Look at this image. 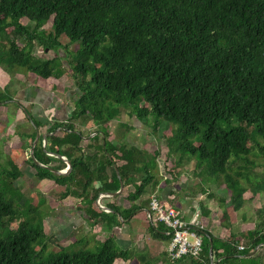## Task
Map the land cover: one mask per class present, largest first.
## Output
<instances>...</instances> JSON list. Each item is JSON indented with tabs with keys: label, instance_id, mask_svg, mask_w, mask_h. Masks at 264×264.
<instances>
[{
	"label": "trees",
	"instance_id": "16d2710c",
	"mask_svg": "<svg viewBox=\"0 0 264 264\" xmlns=\"http://www.w3.org/2000/svg\"><path fill=\"white\" fill-rule=\"evenodd\" d=\"M22 19L34 28L22 25ZM48 23L51 31L45 34L42 27ZM62 36L79 46L71 62L33 54L36 45L65 52L68 45L60 42ZM19 39L24 44L18 45ZM0 56L8 67L42 79L68 72L78 91L67 124L49 125L46 134H52L45 147L40 138L33 152L39 163L55 170L65 169V162L49 154L66 157L70 169L57 175L28 157L38 180L69 187L81 178L79 196L85 198L99 182L90 203L100 193H115L119 178L124 182L136 167L131 165V151L110 145L102 126L124 109L141 120L151 117L154 129L162 121L177 124L168 148L172 151L179 139L176 149L197 156L196 168L225 185L234 210L244 202L246 185L252 194L264 192V182L252 184L250 174L255 167L250 159L253 145L264 154V145L254 140L256 135L264 140V0H0ZM26 120L30 149L42 124L30 113ZM89 120L101 127V135L94 137L96 151L88 157L79 147L84 134L73 122ZM119 161L126 165L114 168ZM0 176V264H114L127 258L128 253L109 239L92 250L62 248L46 254L42 220L28 217L10 227L16 217L28 213L20 207L21 190L14 183L23 173L13 165L12 170L0 168ZM140 193L137 189L136 196ZM133 211L128 209L129 214ZM222 218L228 219L226 212ZM162 228L152 231L160 234ZM197 232L202 252L190 258L195 264H212L210 241L212 255L225 257L216 264L247 255L264 243L259 227L247 233L249 249L240 253L235 235L221 240L207 231Z\"/></svg>",
	"mask_w": 264,
	"mask_h": 264
},
{
	"label": "crops",
	"instance_id": "0c3cea01",
	"mask_svg": "<svg viewBox=\"0 0 264 264\" xmlns=\"http://www.w3.org/2000/svg\"><path fill=\"white\" fill-rule=\"evenodd\" d=\"M27 74L25 86L20 88L15 98L12 97L13 103L19 105L16 120L20 127L24 126L23 122L28 125L27 113L42 124L37 130L40 134H46V128L54 122L67 124L78 93L72 77H68L69 73L66 72L60 78L48 79L39 78L32 73ZM51 79L55 81H50ZM0 80H3L2 77ZM73 123V127L84 134L79 143L82 153L88 157L94 155L97 146L94 137L101 135V127L94 125L93 120ZM102 128L108 135L107 141L110 145L131 151V165H135L136 171L126 173L119 194L102 196L107 193H100L95 203H90V198L93 191L100 187L99 182H94L88 189V198L79 196L83 179L78 178L76 184L65 186V193L69 191L65 196L66 249L72 245L74 236L80 237V241L88 246L85 249L90 250L109 239L118 250L128 253L126 259H118L114 264H195L189 258L175 262L169 260L167 249L170 234L162 224L155 225L151 221L148 208L151 195H155L166 207L176 209L183 220L197 229L207 231L221 240L235 235L237 247L241 245L249 249L246 235L258 227L259 235L264 234V203L259 193L252 194L248 189L243 195L242 206L234 210L225 185L220 180L215 181L197 169L196 160L169 152L167 140L171 136L170 123L163 121L154 129L151 118L141 120L120 109L119 115ZM16 138L20 140L16 141V145L18 143L21 151L23 144L28 146L29 141L24 133L18 134ZM26 149L29 151L28 147L24 150ZM21 160L24 162L23 156ZM26 164L28 165L27 162ZM125 165V161H119L114 168ZM95 166L94 163L93 167ZM107 176L109 179V171ZM52 184L58 186L54 182ZM137 189L141 191L138 196ZM108 206L114 209L110 210ZM130 208L134 209L132 214L128 213ZM223 212H226L227 220L222 218ZM156 226L163 227L160 234L152 231ZM223 258L225 257L210 256L212 264ZM262 259L264 243L247 255H233L226 264H261Z\"/></svg>",
	"mask_w": 264,
	"mask_h": 264
},
{
	"label": "rangeland",
	"instance_id": "374dc122",
	"mask_svg": "<svg viewBox=\"0 0 264 264\" xmlns=\"http://www.w3.org/2000/svg\"><path fill=\"white\" fill-rule=\"evenodd\" d=\"M21 23L27 28H34V24L27 19H22ZM49 26V23L43 25L42 29L45 31V34H48L51 31ZM17 42L18 45L24 44L23 39H19ZM60 42L68 45L65 52L63 50V52L61 50H44L42 47L36 45L34 47L33 54L42 59L58 56L62 61L65 60V63L67 60L71 62L74 58L76 49L79 47L78 44H68V39L63 36L60 38ZM5 62L6 61L1 60L0 56V77L3 79L0 80V168L12 170V166L14 165L21 172L23 171V176L14 183L21 190L22 198L19 203L22 211L28 209V213L25 214L24 211L16 217L10 224V227L15 228L20 220H24L28 217H34L35 222L42 220L44 231L47 235V254L49 252H55L65 248V197H62V194L65 192V187L59 185L55 186L52 184L53 181L51 180H38L34 176L35 170L29 164H26V160L29 156L27 152L29 151L27 149L24 150L23 148L21 151L18 143L16 145V141H20L16 138L20 129V133H24V129L29 131L30 127L26 125V122H23L24 126L21 127L18 124L16 119L19 105L17 103H13L14 99H12V97L15 98L20 91V88L25 86L24 84L28 74L17 67H8ZM68 77H71L70 74ZM50 81L54 82L55 80L51 79ZM128 112L131 113V111ZM132 116H134V114H132ZM177 127V124H171V136L174 135L173 131ZM254 140L258 141L260 145H264V140L259 136L256 135ZM191 141L196 143L197 139L193 137L191 138ZM179 142L180 140L176 139L171 146V152L174 155H182V152L176 149ZM252 152L253 155L250 156V159L255 163V167L252 168L250 172L251 183L254 184L256 182H264V154L259 153L258 148L254 145ZM22 156L24 158V162L21 160ZM184 157L194 160L198 159L197 156H191L190 154H186ZM233 168H235V165H233ZM1 183L2 177L0 176V185ZM248 185L246 186L249 189L250 185ZM258 195L263 199L262 201L264 203V192H260ZM246 204H248L247 201ZM258 208L262 207L258 206ZM80 240V237L77 238L74 236V239L71 240L72 245L70 247L68 246L67 250L69 252H73L88 248L86 243L84 241L81 242ZM89 247L93 248V246Z\"/></svg>",
	"mask_w": 264,
	"mask_h": 264
},
{
	"label": "built area",
	"instance_id": "2783aa9c",
	"mask_svg": "<svg viewBox=\"0 0 264 264\" xmlns=\"http://www.w3.org/2000/svg\"><path fill=\"white\" fill-rule=\"evenodd\" d=\"M64 170L66 171L67 168ZM148 208L152 223L162 224L170 234L167 254L171 262L200 256L202 238L197 232V227L183 220L176 209L166 207L155 195L150 196ZM237 248L239 251L244 250L241 245Z\"/></svg>",
	"mask_w": 264,
	"mask_h": 264
},
{
	"label": "water",
	"instance_id": "95a60500",
	"mask_svg": "<svg viewBox=\"0 0 264 264\" xmlns=\"http://www.w3.org/2000/svg\"><path fill=\"white\" fill-rule=\"evenodd\" d=\"M29 117V116H28ZM57 131V130H56ZM55 131V132H56ZM54 132V133H55ZM52 133H50V134H40L38 131L36 132V134H35V138H34V140H33V142H32V145H31V147H30V149H29V157L32 159V161L34 162V164L35 165H37V166H40V167H42V168H45V169H47L48 171H50V172H53V173H55V174H57V175H65V173L70 169V163H69V161H67V160H65V158L63 157V156H60V155H53V154H49V155H52V156H55L56 158H58V159H61L62 161H64L66 164H67V170L65 171V170H55V169H53L52 167H50V166H45V165H43V164H41V163H39L35 158H34V156H33V152H34V147L36 146V144L38 143V140H39V138H42V140H43V147H45V144H46V138H47V136H49V135H51ZM118 175V174H117ZM118 177H119V175H118ZM119 185H120V189L116 192V193H107V194H103L102 196H108V195H110V196H114V195H116V194H119L120 192H121V190H122V188H123V184H122V181H121V179L119 178ZM209 255L210 256H212V243H211V241H210V247H209Z\"/></svg>",
	"mask_w": 264,
	"mask_h": 264
}]
</instances>
